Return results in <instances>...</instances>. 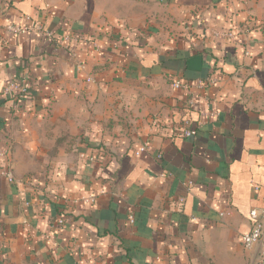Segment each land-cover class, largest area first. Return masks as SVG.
<instances>
[{
  "label": "crops",
  "instance_id": "obj_1",
  "mask_svg": "<svg viewBox=\"0 0 264 264\" xmlns=\"http://www.w3.org/2000/svg\"><path fill=\"white\" fill-rule=\"evenodd\" d=\"M2 168L0 264H257L264 0H0Z\"/></svg>",
  "mask_w": 264,
  "mask_h": 264
},
{
  "label": "built area",
  "instance_id": "obj_2",
  "mask_svg": "<svg viewBox=\"0 0 264 264\" xmlns=\"http://www.w3.org/2000/svg\"><path fill=\"white\" fill-rule=\"evenodd\" d=\"M30 18H28V21ZM6 32L14 35H24L30 32H38L44 34V36L49 40H54V34L45 28L43 23H27L25 25H7ZM215 36H219L220 33L215 31ZM225 36L232 38L233 34H225ZM80 37H65L63 42L72 43L73 41L80 40ZM83 40V38H82ZM84 41V40H83ZM88 41V40H86ZM216 79H209L207 82H201L199 84V88H204L206 86H214L216 85ZM172 86L175 90L184 91L188 96V105L192 107L194 105V86H192L189 82L184 81L179 78L173 79ZM31 92V85L27 79H23L22 81L14 80L11 82L5 89V95L12 100L15 104L16 108L18 106V102L22 99H25ZM184 131L185 138H195L198 134L197 130L192 128L191 124L186 121ZM149 144H145L140 147L136 152V155L139 156L149 150ZM7 178L12 181L13 177L10 171L5 168L0 169V179ZM250 217L253 221L251 230L242 236V243L246 248H251L254 245L260 246V257L257 264H264V211L260 212L259 210H252L250 213ZM60 223H63V220L60 219Z\"/></svg>",
  "mask_w": 264,
  "mask_h": 264
},
{
  "label": "trees",
  "instance_id": "obj_3",
  "mask_svg": "<svg viewBox=\"0 0 264 264\" xmlns=\"http://www.w3.org/2000/svg\"><path fill=\"white\" fill-rule=\"evenodd\" d=\"M210 78H211V76H210ZM181 79V78H180ZM182 80H184V79H182ZM198 132V131H197Z\"/></svg>",
  "mask_w": 264,
  "mask_h": 264
}]
</instances>
